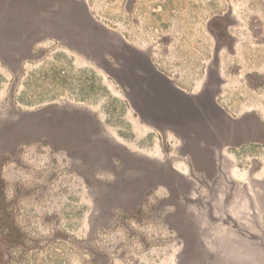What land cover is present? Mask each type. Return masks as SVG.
Instances as JSON below:
<instances>
[{"label": "rangeland", "instance_id": "374dc122", "mask_svg": "<svg viewBox=\"0 0 264 264\" xmlns=\"http://www.w3.org/2000/svg\"><path fill=\"white\" fill-rule=\"evenodd\" d=\"M0 264H264V0H0Z\"/></svg>", "mask_w": 264, "mask_h": 264}, {"label": "crops", "instance_id": "0c3cea01", "mask_svg": "<svg viewBox=\"0 0 264 264\" xmlns=\"http://www.w3.org/2000/svg\"><path fill=\"white\" fill-rule=\"evenodd\" d=\"M188 35H190L191 33H187ZM187 34H184V37H187L188 35ZM180 45L181 46H183V49H181L182 51H179L178 53H179V55H180V58H181V62L180 63H178L177 65H180V68H179V70H177V71H173V76H175V77H172V76H168L167 74H165V73H163L162 72V70L160 69V67H164V68H167V70L169 71V69H168V64H167V62H166V60H167V55H169V52H167V50H165V51H160L157 55H158V60H159V68L157 67L156 69H155V74L159 77V78H161L162 80H163V82L164 83H166V84H168V86L170 87V89L174 92V94H176V95H178V96H180V97H184V98H186L187 100H189V101H191V100H193V99H195V100H197L198 99V95H192V91L191 92H187V89L185 88V83H182L181 81H182V79H183V77H182V75L180 74L181 73V71L185 68V66H187L188 64H184V62H186L187 63V61H188V63H190V66H193V65H195V63L196 62H193V61H197V59H198V57H199V55L200 54H198L201 50H203V47H202V45L200 44V45H198V43L197 42H195V44L194 43H192V44H190V45H188V42L187 41H182V42H180ZM189 46V47H188ZM223 49L224 48H222L221 50L223 51ZM217 57H219V50L217 49ZM221 52V51H220ZM200 57H201V55H200ZM187 60V61H186ZM193 62V63H192ZM169 72H171L172 73V71L170 70ZM181 80V81H180ZM191 82L194 84V82L195 81H192L191 80ZM233 83L234 81L233 80H226L225 81V85H227V83ZM223 87H225L224 86V84H223V86L221 85L220 86V88L217 90V96H219L220 94L222 95V96H224L223 94H224V92H225V90L223 89ZM229 87H232V84H230V86ZM236 89H237V87H236ZM238 90H240L239 89V87H238ZM171 91V92H172ZM232 106H234L235 108H236V111H239L240 110V105L238 104V105H236V104H233ZM244 113V115H248V114H250V113H252V112H250V111H245V112H243ZM254 113V112H253Z\"/></svg>", "mask_w": 264, "mask_h": 264}]
</instances>
